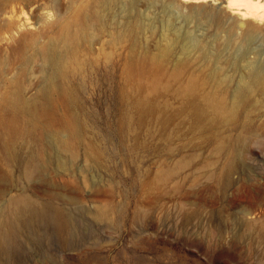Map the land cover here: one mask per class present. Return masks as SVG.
<instances>
[{
  "label": "rangeland",
  "instance_id": "obj_1",
  "mask_svg": "<svg viewBox=\"0 0 264 264\" xmlns=\"http://www.w3.org/2000/svg\"><path fill=\"white\" fill-rule=\"evenodd\" d=\"M130 1L20 0L11 10L0 0V210L20 198L82 212L72 249L52 235L43 247L32 244L55 264H264V102L256 94L239 119L213 108L215 100L231 106L249 70L245 61L234 65L242 27L223 50V25L241 15L225 0H137L133 12ZM252 18L241 19L255 30L248 60L253 50L264 54V9ZM136 19L146 26L134 30ZM171 20L208 51L177 66L179 47L170 58L160 49ZM80 24L91 28L90 43L78 46L89 63L65 78L47 51L52 41L61 51V34ZM54 81L73 96L54 91L45 104ZM49 127L70 141L64 165L41 164L55 152L45 142ZM242 131L255 141L235 163ZM7 142L17 157L3 154ZM38 149L39 172L28 176Z\"/></svg>",
  "mask_w": 264,
  "mask_h": 264
},
{
  "label": "bare ground",
  "instance_id": "obj_2",
  "mask_svg": "<svg viewBox=\"0 0 264 264\" xmlns=\"http://www.w3.org/2000/svg\"><path fill=\"white\" fill-rule=\"evenodd\" d=\"M3 1L6 5L11 6V10H14L15 5H13V2L16 3L20 0ZM109 1L110 0H103V3H99L97 0V3H99V5L103 4L101 5L103 7H107ZM136 2L137 0L130 1V8L133 9L132 12L134 10L137 11L135 7ZM263 4L264 0H225V4L223 6L230 8V5H234L235 7H232V9H235L234 11L237 13L239 12L241 17H239L240 20L236 24L223 25L226 33V37L223 39V50L230 48L233 45L234 29L237 26L242 27L243 42L238 46V50L240 52L235 55L236 60H234V65L239 69L238 64L240 61H245V65H247L249 70L247 74L242 73L240 76H238L239 78L237 82V88L234 92L231 106H227L223 100H215V103H213V108L216 113L223 114L226 111H229L233 113L232 118L239 119V116H241L243 113V110L240 108L243 105H252V101L254 99L253 97L256 94H258L261 101L264 102V54L261 51L256 52L253 50L254 54L256 55V59L253 57L254 60H248L250 56L247 58V55L248 52L250 54L252 51L251 43L255 37V30L253 29V26H251V23L242 21L247 17L254 18L258 16L261 10L264 9ZM96 7H98V5H96ZM170 9H173L171 8V4H166L164 6V11L168 10L170 12ZM136 13L135 16L137 17L139 14L137 13L138 15H136ZM100 17V10H98L96 19H100ZM140 22L141 21L139 19H136L135 22L131 23V27L136 30L139 28V26H141L142 22ZM245 23L247 26L243 27ZM82 24L85 25V23ZM82 24H80V28L78 27L77 29L65 30L61 34L60 38L64 43L61 51H59V46L56 41L51 42L47 51L49 63L55 67L58 75H61L65 78L83 75L85 66L89 63V58L87 56L82 57L81 53L78 51L79 44L88 43V41L90 43L89 32L91 31V28L89 27L90 29L88 31L86 30L87 28L81 26ZM144 25L145 24L142 26ZM166 26L172 28V32L166 33L165 35L163 34V38H168L169 42L165 46H161L160 49L164 55H167L170 58L172 55H174V48L178 46V51L184 56L177 58L175 61L177 66L183 63L187 64V62L192 59L190 58V55L193 51L200 53L202 52L201 55L206 52L204 51L206 48L208 51V47L204 49L200 40L194 38V36L188 31H184L182 33L178 32L177 27L172 20L171 22L168 21V25ZM236 48L235 50H237ZM209 56L208 59H210ZM217 57H219V55ZM231 57L232 56H230V58ZM188 58L190 59L188 60ZM201 59L203 60V58ZM233 59L234 58H232V61ZM215 62L217 63L218 61ZM211 70V77L217 78L219 68L214 67ZM220 79L222 81L227 79L226 82L232 80L226 76L220 77ZM54 91L60 92V94L65 97L73 96V93L69 89H65V87L60 83L55 81L50 82L49 85L43 90L45 104L50 102L51 93ZM34 113H37V110L34 111ZM244 126H246V122ZM245 132H247V130ZM248 133H243L242 131L241 135L239 136L238 146L236 147L233 154L236 159L235 163L242 161L241 156L243 150L249 143L255 141V135H253L254 132L252 131V133ZM45 142L49 147H51V149L53 148L55 152H46L45 159H43V163H41L43 165L51 161L64 165L65 160L60 154L64 153L67 155H72L73 153L70 147V141L62 137L59 130L56 128L49 127L47 129ZM12 147L14 148V145H12L11 142L5 143L4 147H2L4 152L3 154L5 156H9L10 158L17 157L16 151ZM37 148H42V145L38 143ZM40 158L42 159L39 149L38 151H34L33 156L30 154L27 170H25L26 175L31 176L32 174L33 176V173L38 171L35 169L36 166L34 165V160H39ZM233 165L231 166L234 168ZM8 204L9 210H0V264H55L51 255L46 250H43L42 248L40 251L31 250L33 247L32 244H34L36 247H43L44 244L50 242L51 235L56 238L57 244L64 249H72L75 246V243L72 241V239L76 234V228H78L80 222L83 223L84 214L82 212L67 210L51 203L37 206L26 199L20 198H11ZM105 212V210H98V212L96 211V213L99 215L104 214Z\"/></svg>",
  "mask_w": 264,
  "mask_h": 264
}]
</instances>
